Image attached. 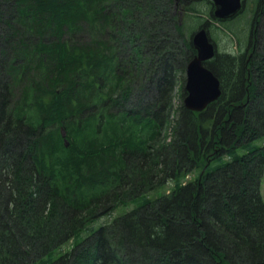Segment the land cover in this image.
<instances>
[{
	"label": "trees",
	"instance_id": "trees-1",
	"mask_svg": "<svg viewBox=\"0 0 264 264\" xmlns=\"http://www.w3.org/2000/svg\"><path fill=\"white\" fill-rule=\"evenodd\" d=\"M176 2L0 0V264H264V0L206 61L220 96L174 115Z\"/></svg>",
	"mask_w": 264,
	"mask_h": 264
},
{
	"label": "rangeland",
	"instance_id": "rangeland-1",
	"mask_svg": "<svg viewBox=\"0 0 264 264\" xmlns=\"http://www.w3.org/2000/svg\"><path fill=\"white\" fill-rule=\"evenodd\" d=\"M176 3V10L180 16V23L183 25L184 32L188 36L192 37L195 31L204 26L208 30L210 39L216 44L218 52L238 54L240 52H245L247 47L251 45L250 37L253 26V0H244V7L240 13L236 14L234 17L225 19H219L213 14L215 6L212 0H177ZM178 77L173 99L174 115L176 114L175 110L179 108L184 100V96H181V92L183 90L182 86L185 87L186 72H179ZM172 119H175V116H172ZM255 143L260 146L264 145V135L256 140ZM238 151L239 153L244 152L243 149H239ZM192 175L187 176L186 179L192 177ZM171 186V182L167 183L149 194L141 195L131 202L120 204L110 213L97 218L94 222L85 227L78 235V241L96 231L102 224L132 210L137 205L141 204L146 197L154 198L168 191ZM261 193L264 198V176L261 182ZM73 246V242L61 245L52 252L50 259L53 260L57 258Z\"/></svg>",
	"mask_w": 264,
	"mask_h": 264
},
{
	"label": "water",
	"instance_id": "water-1",
	"mask_svg": "<svg viewBox=\"0 0 264 264\" xmlns=\"http://www.w3.org/2000/svg\"><path fill=\"white\" fill-rule=\"evenodd\" d=\"M215 6L214 15L218 18L235 16L244 5V0H212ZM192 42L197 50L196 55L186 67V82L183 104L193 111H202L221 94V83L218 76L205 61L212 59L216 52V44L210 39L206 27L194 32ZM65 136V130H63ZM66 144L68 140L65 139Z\"/></svg>",
	"mask_w": 264,
	"mask_h": 264
}]
</instances>
